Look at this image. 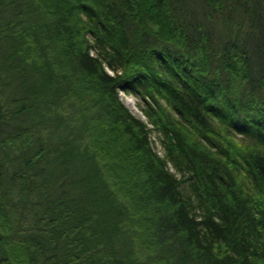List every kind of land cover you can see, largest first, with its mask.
I'll return each mask as SVG.
<instances>
[{"label":"trees","instance_id":"16d2710c","mask_svg":"<svg viewBox=\"0 0 264 264\" xmlns=\"http://www.w3.org/2000/svg\"><path fill=\"white\" fill-rule=\"evenodd\" d=\"M0 264H264V0H0Z\"/></svg>","mask_w":264,"mask_h":264},{"label":"rangeland","instance_id":"374dc122","mask_svg":"<svg viewBox=\"0 0 264 264\" xmlns=\"http://www.w3.org/2000/svg\"><path fill=\"white\" fill-rule=\"evenodd\" d=\"M107 72H109L111 74L110 71L107 70ZM118 98L123 103V105L129 110V112L132 115L139 117L140 119L145 121L144 117L142 116V114L140 112V107H142V105H141L142 102L138 98L127 95L121 91H118ZM156 136H157V134L153 131L149 133V139H150L151 146H152L153 150L157 154L161 155L162 152L160 150Z\"/></svg>","mask_w":264,"mask_h":264}]
</instances>
